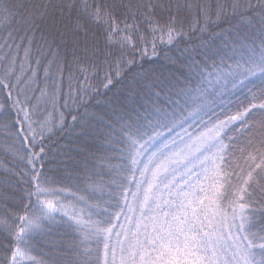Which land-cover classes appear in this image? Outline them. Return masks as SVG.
<instances>
[{"label": "snow or ice", "instance_id": "1", "mask_svg": "<svg viewBox=\"0 0 264 264\" xmlns=\"http://www.w3.org/2000/svg\"><path fill=\"white\" fill-rule=\"evenodd\" d=\"M0 135V264H264V0H0Z\"/></svg>", "mask_w": 264, "mask_h": 264}, {"label": "trees", "instance_id": "2", "mask_svg": "<svg viewBox=\"0 0 264 264\" xmlns=\"http://www.w3.org/2000/svg\"><path fill=\"white\" fill-rule=\"evenodd\" d=\"M232 23L235 24L236 21L233 20ZM221 29L224 30L223 36H219L218 35V36L212 38L215 41L216 44H220L221 40L224 39V37H229V39H231V37L235 35L234 32L231 33V35L229 34L230 25L227 22L221 24L220 27L216 28L214 31L216 33H220ZM204 39L207 40V39H209V37L205 36ZM182 46H185V45H182ZM187 46H191V45H187ZM173 54H175V53H173ZM156 66L159 67V65H156ZM258 83H259V81H257V84ZM65 91H67V81H65ZM254 91H255V89H254ZM247 94H248V90L247 89H244L242 93L241 92L236 93V95L232 96L233 103L236 104V103H239L240 101H244L245 100V96ZM69 120H70V118H69ZM256 123H257V126H258L259 121H257ZM257 130H258V128H257ZM67 141H68V137L61 135L57 140H55L53 142L51 147L55 150L56 147H57V144L63 145ZM3 147H5L4 138H3L2 135H0V148H3ZM0 159H4V156H3L2 153H0ZM72 191H75V189H72ZM30 255L35 256L37 259H41L42 258L40 252L34 251V252H31Z\"/></svg>", "mask_w": 264, "mask_h": 264}, {"label": "rangeland", "instance_id": "3", "mask_svg": "<svg viewBox=\"0 0 264 264\" xmlns=\"http://www.w3.org/2000/svg\"><path fill=\"white\" fill-rule=\"evenodd\" d=\"M61 199L63 200V199H64V197H61ZM25 264H28V262H27V261H25Z\"/></svg>", "mask_w": 264, "mask_h": 264}]
</instances>
